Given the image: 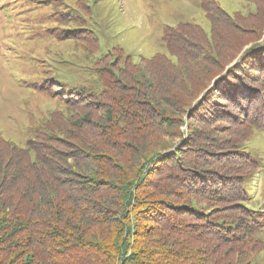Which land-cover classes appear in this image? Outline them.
<instances>
[{
  "label": "trees",
  "instance_id": "trees-1",
  "mask_svg": "<svg viewBox=\"0 0 264 264\" xmlns=\"http://www.w3.org/2000/svg\"><path fill=\"white\" fill-rule=\"evenodd\" d=\"M42 1L47 40L78 31ZM239 1L255 13L201 0L209 38L178 24L166 54L99 58L98 90L59 71L32 85L55 83L61 108L23 147L0 139V264H250L264 251L244 192L259 166L240 147L264 130V0ZM221 127L240 131L219 142Z\"/></svg>",
  "mask_w": 264,
  "mask_h": 264
},
{
  "label": "rangeland",
  "instance_id": "rangeland-1",
  "mask_svg": "<svg viewBox=\"0 0 264 264\" xmlns=\"http://www.w3.org/2000/svg\"><path fill=\"white\" fill-rule=\"evenodd\" d=\"M53 1L67 14L65 28L78 31L47 40L41 23L49 26V7L43 15L41 11L37 15L35 0H0V139L19 147L32 137L30 127L38 129L51 112L61 108L53 100L55 83L43 93L32 88L43 82V76L54 82L59 71L75 78L77 86L94 91L100 88L94 63L103 56H129L140 63L166 54L163 30L178 24L194 23L210 37L201 0ZM213 1L229 15L247 17L256 11L253 4L239 0ZM263 41L264 31L257 42ZM228 124L219 121L215 125ZM228 129H218L215 137L219 142L227 143L240 131L232 127L228 133ZM240 147L259 166L258 172L245 181L244 192L248 197L246 207L257 213L264 241V130L254 131ZM250 264H264V251Z\"/></svg>",
  "mask_w": 264,
  "mask_h": 264
}]
</instances>
